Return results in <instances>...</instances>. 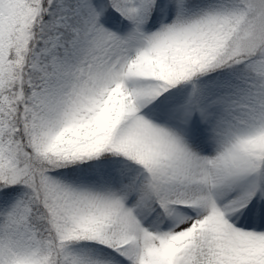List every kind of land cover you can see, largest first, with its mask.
Masks as SVG:
<instances>
[{"label": "snow or ice", "instance_id": "obj_1", "mask_svg": "<svg viewBox=\"0 0 264 264\" xmlns=\"http://www.w3.org/2000/svg\"><path fill=\"white\" fill-rule=\"evenodd\" d=\"M0 264H264V0H0Z\"/></svg>", "mask_w": 264, "mask_h": 264}]
</instances>
